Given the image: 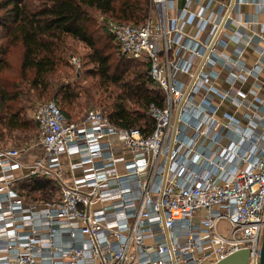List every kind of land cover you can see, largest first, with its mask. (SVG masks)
<instances>
[{"label": "built area", "instance_id": "built-area-1", "mask_svg": "<svg viewBox=\"0 0 264 264\" xmlns=\"http://www.w3.org/2000/svg\"><path fill=\"white\" fill-rule=\"evenodd\" d=\"M168 2L151 0L140 25L101 18L163 93V106L149 110V136L96 108L70 121L39 99L35 138L0 148V264H217L241 250L246 264H260L264 21L250 60L249 41L231 28L251 26L231 17L240 0H185L191 23L168 17ZM229 42L243 45L235 59L224 52ZM34 179L52 180L55 196L24 198Z\"/></svg>", "mask_w": 264, "mask_h": 264}, {"label": "trees", "instance_id": "trees-1", "mask_svg": "<svg viewBox=\"0 0 264 264\" xmlns=\"http://www.w3.org/2000/svg\"><path fill=\"white\" fill-rule=\"evenodd\" d=\"M91 10L105 20L140 25L150 14L151 0H0V148L8 142L16 147L15 141L22 136H30V141L35 138L37 126L25 119L19 102L20 96L31 92L41 100H54L73 122L82 121L88 111L78 119L70 115V108L84 98L96 101L117 128L139 130L144 137L153 132L155 120L149 110L163 106L162 91L150 81L145 62L107 52V44L98 46ZM105 35L121 52L106 28ZM68 40L83 43L91 51V66L85 71L91 83H78L77 89H72L75 81L63 82L69 79ZM10 47L21 48V73L16 82L3 78L9 66L5 53ZM48 95L51 98L45 97ZM56 188L52 180L34 179L23 185L21 194L32 202L51 200Z\"/></svg>", "mask_w": 264, "mask_h": 264}, {"label": "rangeland", "instance_id": "rangeland-1", "mask_svg": "<svg viewBox=\"0 0 264 264\" xmlns=\"http://www.w3.org/2000/svg\"><path fill=\"white\" fill-rule=\"evenodd\" d=\"M91 14L93 15L94 20H95V23L92 29L94 30L96 40L100 42L98 46L101 48L103 47L102 46L103 44H107L109 47L107 49L108 50L107 52H113L117 54L118 56H120L122 52H119L117 48L112 46L110 42L108 41L107 36L105 35V28L103 26V20L101 19L103 18L105 20V18L96 11L91 10ZM67 48L68 50L66 54H68V56L66 58L67 59L66 70L69 72V79H65L66 81H63V82L66 84V83L75 81L72 85V89L76 88L78 83L79 85H82V86L90 84L91 78L85 75V71L87 68L91 66V61L89 58L91 51L83 43L71 41V40L67 41ZM5 57L9 61V66L7 67L5 73L3 74V78L8 79L12 82H16L21 73V70H20L21 48L10 47L6 51ZM95 62L96 61L93 60V63ZM63 75H64V71L61 72V76ZM75 78H78V79L74 80ZM45 97L51 98V95H48ZM39 98L40 97L34 92H31L30 95L27 97H24V96L19 97V102L23 106V109H24L23 114H24L25 119L31 120L30 109L33 103L36 100H39ZM91 107H95L96 109H99L98 108L99 106L96 101L88 102L83 98L81 99L80 104L78 106L70 108V112H71L70 115L71 117L73 116L74 119H78L81 116H83L86 110L90 109ZM29 139H31L30 136H27V137L22 136V138L19 140H16L15 143L17 142L16 145L18 146L20 143L29 142L30 141ZM5 145L6 146H4V148H12V146H14L9 142L6 143ZM263 232H264V229L262 230V233H261V240H260L261 245H262Z\"/></svg>", "mask_w": 264, "mask_h": 264}, {"label": "crops", "instance_id": "crops-1", "mask_svg": "<svg viewBox=\"0 0 264 264\" xmlns=\"http://www.w3.org/2000/svg\"><path fill=\"white\" fill-rule=\"evenodd\" d=\"M233 0H231V3ZM185 0H169L168 2V17H177L181 14V10L184 6ZM183 19H186L189 23L192 22V17L188 14H181ZM235 19H245L246 18L251 22L249 30H245L242 27H236L234 24L231 26L232 30H235L238 37L241 40L249 41V47L253 52L246 51V54L250 60H256L259 57L260 45L254 39L253 33L258 31L261 27V23L264 21V0H240L239 12L232 13L231 17ZM243 47L242 43L236 45L235 42H229L225 49V54L230 59H235L239 50ZM223 83L221 87L226 88V72L222 74ZM253 82L251 78H248L243 86L249 87Z\"/></svg>", "mask_w": 264, "mask_h": 264}, {"label": "water", "instance_id": "water-1", "mask_svg": "<svg viewBox=\"0 0 264 264\" xmlns=\"http://www.w3.org/2000/svg\"><path fill=\"white\" fill-rule=\"evenodd\" d=\"M248 255V250L237 251L226 257L224 260L218 262L217 264H246ZM260 264H264V232L260 250Z\"/></svg>", "mask_w": 264, "mask_h": 264}]
</instances>
